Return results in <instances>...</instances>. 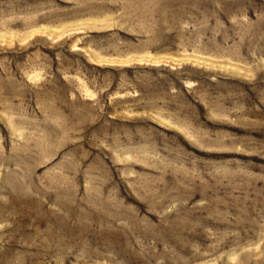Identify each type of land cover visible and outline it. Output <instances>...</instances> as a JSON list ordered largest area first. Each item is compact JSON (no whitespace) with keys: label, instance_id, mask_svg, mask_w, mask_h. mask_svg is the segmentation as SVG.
Here are the masks:
<instances>
[{"label":"rangeland","instance_id":"obj_1","mask_svg":"<svg viewBox=\"0 0 264 264\" xmlns=\"http://www.w3.org/2000/svg\"><path fill=\"white\" fill-rule=\"evenodd\" d=\"M0 264H264V0H0Z\"/></svg>","mask_w":264,"mask_h":264}]
</instances>
